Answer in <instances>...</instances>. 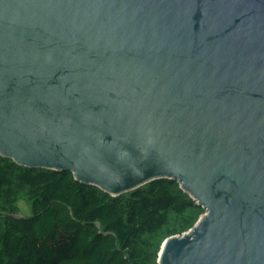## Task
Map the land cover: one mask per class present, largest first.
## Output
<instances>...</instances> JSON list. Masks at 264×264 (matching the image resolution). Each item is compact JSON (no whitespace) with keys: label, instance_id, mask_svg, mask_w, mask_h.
<instances>
[{"label":"water","instance_id":"water-1","mask_svg":"<svg viewBox=\"0 0 264 264\" xmlns=\"http://www.w3.org/2000/svg\"><path fill=\"white\" fill-rule=\"evenodd\" d=\"M0 157L204 210L158 264H264V0H0Z\"/></svg>","mask_w":264,"mask_h":264},{"label":"trees","instance_id":"trees-1","mask_svg":"<svg viewBox=\"0 0 264 264\" xmlns=\"http://www.w3.org/2000/svg\"><path fill=\"white\" fill-rule=\"evenodd\" d=\"M21 199L29 217L19 214ZM203 214L170 180L111 197L69 172L0 157V264H158L162 243Z\"/></svg>","mask_w":264,"mask_h":264},{"label":"rangeland","instance_id":"rangeland-1","mask_svg":"<svg viewBox=\"0 0 264 264\" xmlns=\"http://www.w3.org/2000/svg\"><path fill=\"white\" fill-rule=\"evenodd\" d=\"M19 214L22 217H29L31 215V210L29 204L24 200L21 199L18 204Z\"/></svg>","mask_w":264,"mask_h":264}]
</instances>
